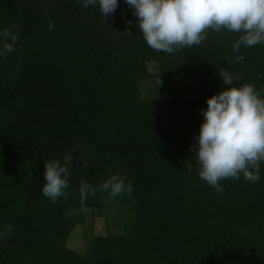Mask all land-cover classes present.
Instances as JSON below:
<instances>
[{
    "label": "trees",
    "instance_id": "1",
    "mask_svg": "<svg viewBox=\"0 0 264 264\" xmlns=\"http://www.w3.org/2000/svg\"><path fill=\"white\" fill-rule=\"evenodd\" d=\"M135 25L124 0L105 20L76 0H0V29L20 35L0 58V228L13 229L0 264H264V165L257 183L224 180L218 193L191 151L199 110L224 86L216 67L264 89V45L241 48L237 63L238 34L209 30L167 54ZM69 153L72 195L53 204L40 191L45 161ZM115 172L131 197L80 202L81 180ZM104 209L113 229L85 236L83 252L69 247L73 228Z\"/></svg>",
    "mask_w": 264,
    "mask_h": 264
},
{
    "label": "clouds",
    "instance_id": "2",
    "mask_svg": "<svg viewBox=\"0 0 264 264\" xmlns=\"http://www.w3.org/2000/svg\"><path fill=\"white\" fill-rule=\"evenodd\" d=\"M83 8H97L104 18L115 13L119 0H76ZM136 17V27L146 45L157 52L173 54L201 45L210 30L213 33H237L231 50L237 63L245 57L241 48L264 45V0H124ZM128 23H132L129 21ZM14 27V26H13ZM51 30L54 25L49 23ZM18 31L0 29V58L16 51ZM217 68L222 78L221 90L206 97L201 108L203 119L191 146L198 177L220 193L221 181L240 180L257 183L264 165V89L241 83L239 73L224 66ZM236 82V83H234ZM79 145L74 146L76 151ZM70 152V153H71ZM45 161L40 191L56 204L72 195L71 156ZM107 158V155H106ZM191 167V166H189ZM97 192L107 193L109 200L131 197L133 185L119 172L93 185L79 184L83 204ZM135 203V201H132ZM13 231L10 225L0 228V243Z\"/></svg>",
    "mask_w": 264,
    "mask_h": 264
},
{
    "label": "rangeland",
    "instance_id": "3",
    "mask_svg": "<svg viewBox=\"0 0 264 264\" xmlns=\"http://www.w3.org/2000/svg\"><path fill=\"white\" fill-rule=\"evenodd\" d=\"M150 68L153 70L154 65H150ZM79 166H82L80 164ZM114 215H108L107 210H95L87 214L86 220L83 224L76 225L72 233L69 236L67 245L77 251L83 252L85 249V236H91L94 234L105 233L107 229H113L112 226L108 225L105 221V218H108V221L111 223Z\"/></svg>",
    "mask_w": 264,
    "mask_h": 264
}]
</instances>
